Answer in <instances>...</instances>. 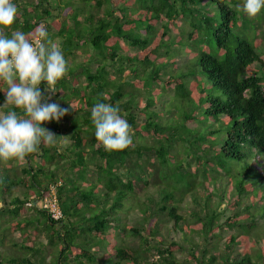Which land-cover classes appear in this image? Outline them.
I'll return each instance as SVG.
<instances>
[{
    "label": "trees",
    "instance_id": "obj_1",
    "mask_svg": "<svg viewBox=\"0 0 264 264\" xmlns=\"http://www.w3.org/2000/svg\"><path fill=\"white\" fill-rule=\"evenodd\" d=\"M54 1L13 0L17 6V13L20 11L21 13L16 15L10 27L3 29L4 34L10 38L13 31L20 30L30 36L41 25L46 29L56 25L58 21L54 11L58 10L63 0ZM81 1L84 3L82 7L88 8L89 0ZM107 1L108 9L103 5V0H95L97 9L100 10L102 7L104 9L103 17H98L96 20V29L99 33L90 38L95 29L87 26L88 35H81L77 40L80 41L81 45L77 44L80 46H84L90 40L104 60L97 66V76L91 70H86L88 72L85 75L86 87L97 88L99 91L111 84L109 74L114 73L110 68L121 74L123 79L118 77L119 83L116 88L111 93L99 94L95 98V103L104 102L118 106L119 114L131 125L135 139L149 134L159 140V145L146 146L133 138V145L127 149L106 151L95 139V130L90 131V109L95 104L93 102L85 105V113L89 112L90 117L86 114L82 116L81 121L77 117L74 118L70 111L59 122H43L42 126L57 135L56 139H59L63 132L70 140V144L62 151L57 145H40L38 146L40 150L28 155L24 159L27 164L21 169L23 175L15 174L11 186L2 185L0 188V212L7 210L15 220L27 209L33 210L35 217L25 216L15 220L14 225L10 227L19 229L24 236H27L25 229L29 226L34 227L37 235L43 231L46 244L52 249L50 259L46 261L42 256L37 258L36 253L39 248L36 246L22 245L21 248L33 251L31 256L11 257L7 262L10 264H49V262L50 264H106L107 262V264H264V246H261L256 254H253L250 246L249 248L245 246L250 240L257 241L260 238L256 231V222L258 217L264 218V46L260 49L254 36L247 37L248 29L254 28V22L249 23L250 18L246 17L238 7L243 4V0ZM64 5L67 10L69 4L64 3ZM90 15L92 13L86 14V20ZM50 18L53 20H49ZM178 18L187 22V36L186 38L179 36L178 40L170 41V29L178 24ZM113 40L117 47L114 46ZM173 43L181 49L187 48L192 55L180 70L172 71L170 68L168 77L163 79L162 72L172 67L171 59L175 58L174 54L177 53L172 48ZM121 44L123 47L125 45V50L121 48ZM128 47L137 49V52L128 53ZM119 50L127 52L126 57L131 61L127 70L123 68L122 60L119 63L121 58L117 52ZM73 51L63 53L64 57L73 54ZM115 65H117L116 70ZM125 72L128 78H124ZM63 81H65L64 77L58 82ZM69 81L72 83V79H67V82ZM123 82L130 83L135 92L123 89ZM153 83L173 85V98L179 99L177 105L179 107L170 108L169 105L163 111L150 109L158 100L155 93L158 88H153ZM40 87L44 89L48 86L42 83ZM141 87L147 91L142 98L144 100L142 105L136 99ZM59 94H50L52 102H55L54 96ZM3 99L4 93L0 90V103ZM177 108L183 112L179 116L183 120L178 128L187 129L189 124L194 122L193 119L198 118L201 121L209 120L208 122L215 126L213 131L218 133L216 139H211L210 145L203 142V136L197 138L199 148L196 149L195 162L202 167L203 177L198 178V167H194L195 170L188 168L190 177L186 176L187 181L184 182V187L180 191L181 196L178 198L180 200L175 206L167 205L171 195L160 189L162 188L160 186L165 185L164 182H157V194H150V202L145 200L136 203L141 214L138 224L121 223L118 213L125 209V202L134 198L133 176H144L148 172H144L138 160L145 152L152 150L164 167L174 157L170 153L172 145L169 142L175 132L169 131L168 128L177 127L166 124V112L173 113ZM12 110L21 113L20 109H14L12 106L6 108L5 114ZM138 114L145 118L142 124L136 122ZM64 119L68 120L67 124H63ZM212 134L208 133L205 136ZM167 142L168 144L164 145ZM213 148L215 153L212 157L218 162L223 161L225 176L217 174L219 168L204 155ZM60 152L66 157H57ZM36 153L44 163H49L46 161L49 156V159L54 160L56 164L57 170L45 175V178L56 185L58 202L63 212V217L59 220L51 218L36 205L25 206L26 201L33 200L34 203V199L40 197L41 192L48 188L42 185L39 178V174L44 175V164L35 169L29 162V158L33 159ZM128 159L135 161V174L126 165ZM61 162L59 167L63 166V168L59 172L58 164ZM91 165H94L93 181L87 177ZM175 167V171L171 172L172 175L182 176L175 173L178 169L183 170L182 166ZM2 175L4 178L10 176L5 171ZM215 178L220 182L223 181L224 185V187L221 185L220 190H216L218 195L216 199L220 198L218 206L220 211L211 208L212 200L215 198ZM178 180L176 184L184 181V179L180 181V178ZM80 182L87 184L80 186ZM19 183H23L28 189L22 193V197L15 195L7 201L3 194H10L11 187ZM200 184L201 187H198ZM195 186L201 194L200 199H204L203 205L200 202L196 207L189 204L188 214L178 213L177 208L180 207L182 196L186 191L192 192L190 200L193 203L199 198L195 195L197 193ZM99 187L103 188V192H97ZM216 187L218 188V185ZM204 196L210 198L209 202ZM225 196L230 198L229 214L220 222V216L225 214V210L220 208V202ZM168 219L172 220L174 230L181 231L183 243L187 242L188 247L176 240L161 242L154 239L157 233H166L162 223ZM150 220L151 226L146 234L144 232L146 223ZM224 226L232 228L233 232L226 236L216 232L223 230ZM261 226H264V222L259 226L260 231ZM109 230L120 236H117V239L115 236L106 237ZM129 237H133L129 241L133 240L134 243L128 241ZM196 237L202 238L203 247L200 250ZM216 237L223 240L220 251L217 250V245L213 248L206 246ZM114 240L117 242L113 243ZM240 244H244L242 249H238ZM184 247L186 250L183 249ZM176 251L186 252L189 258L177 259ZM256 256L257 258L253 259ZM0 264H3L2 261Z\"/></svg>",
    "mask_w": 264,
    "mask_h": 264
},
{
    "label": "rangeland",
    "instance_id": "obj_2",
    "mask_svg": "<svg viewBox=\"0 0 264 264\" xmlns=\"http://www.w3.org/2000/svg\"><path fill=\"white\" fill-rule=\"evenodd\" d=\"M64 3L68 6V9L64 11V19H61L60 21H58L56 23V25H52V27L54 28V30L57 32H59V36H57L58 38H56L55 40L53 39V42H56L57 40L60 41V44H58L62 50L63 53H67L70 51H73V54L71 55H66L65 58H67V72L64 76L65 81L63 82H57L55 88H56V92L59 95L54 96L55 102L59 103L62 107H68L70 108V111L72 112V115H74V118L77 117V119L79 121L82 120V116L88 114V116L90 117V113L86 112L85 113V105L88 103H95V98L99 95V94H105L107 92L111 93L113 91L114 88H116V86L119 83L118 77L121 78V80L123 79V76L121 74H118V72H115L114 70L111 69V72L114 73L112 75L109 74L110 76V83L109 85H107L105 88L100 89L98 91L97 88H90V87H86V80H85V75L88 74V72H86V70H91L95 76H97L96 74L98 69L97 66L102 64V62L104 61L102 59V57L99 55L97 48L90 42V40L85 43V45L80 46V41L77 42L78 37L81 35H88V33H86L87 31V26L88 27H93L95 30L92 31V34L90 35V38H93L94 35L98 34L99 31L96 29V20L98 17H103L102 15V10L103 7L98 10L95 4V0L93 2V0H89L88 1V8H84L82 7V5L84 4L81 0H63L60 3V6H58V10H64ZM103 5H105L107 7V9L109 8V2L107 0H103ZM84 6V5H83ZM84 9V10H83ZM83 10V11H82ZM89 16V19L86 20L85 16L86 14H91ZM106 12V11H104ZM246 17H248L245 14ZM249 18V17H248ZM254 22V28H249L248 32H247V37L249 38V36H254L255 38V42L257 43V47H259L260 49L263 48L264 46V8H262L261 12L257 14L256 17L254 18H250L249 19V23H253ZM255 30V31H254ZM48 33L49 29L47 28ZM55 33V34H56ZM188 33V25L187 22L185 20H183L182 18H178V24L176 26H172L170 29V41H175L178 40L177 37L182 36L186 38ZM55 36V35H54ZM53 36V38H54ZM50 38V37H49ZM80 44V45H77ZM113 44L114 46H116V42L115 40H113ZM112 45V43H111ZM78 46V48H76ZM117 47V46H116ZM125 47V45H124ZM123 45L121 44V48H124ZM120 48V50H121ZM172 48L174 50H176V54L175 58H172L171 60H173V65H171L172 67H169L167 69V71H163L162 72V78L166 79L168 77L169 74V69L171 68L172 71H177L180 70L182 68V65L184 64V62H187V60H189L191 58L192 52L190 50H188L187 48H179L177 45H175V43H173ZM117 51L121 58L119 59V63L122 62L123 64V68L125 70H127L128 65L131 63L130 60L127 59L126 57V53H130V54H135L137 52V49H134L132 47H128L127 48V52L124 51ZM125 50V48L123 49ZM94 56V57H93ZM116 66L115 65V70H116ZM81 72H80V70ZM100 70V68H99ZM79 71V73H78ZM171 71V72H172ZM127 72H125V77L124 78H128V75H126ZM138 74L140 76H142V73H140L138 71ZM99 76V75H98ZM104 76V75H103ZM74 78V79H73ZM129 78H131L129 76ZM68 80L72 79V83L71 81L67 82ZM153 88H158L156 93V97H157V101L154 105H152V107H150V109H153L155 111H163L165 109V107H168L170 105V108L173 107H179L177 106L179 104V99L177 98H173L174 97V88L173 85L170 86H166V85H155V83H153ZM6 88V85L4 84H0V89H4ZM123 89L125 90H130L129 92H135L134 87L131 86L130 83H125L123 82ZM1 92L4 93L3 90H1ZM137 92V91H136ZM47 95H50L51 93H47ZM147 94V91L145 88H140V90L138 91V94L136 95V99L139 100V104L142 105L144 100L142 98L145 97V95ZM5 101V94H4V99L3 101L0 103V113H5L6 108L8 107H12V106H5L3 105ZM53 100L49 101L52 102ZM67 105V106H66ZM80 109V111H76ZM198 112V111H197ZM182 111L177 109L173 110V113L167 111L166 112V118H167V123L166 124H170L173 125L177 128H172L169 127V131L175 132V134L173 135V137L171 138V141L169 142L170 145H172L171 149H170V153L173 154V158L171 162H168L167 166L164 165V167L161 165L160 160L155 157V153L154 151L150 150L149 152H145L143 154V156L141 157V159L138 160V163L142 164L143 166V170L148 171L146 173V175L144 176H139V175H135L134 177V181H135V191H134V198L130 201L125 202V209L120 211L118 213V215L120 216V221L121 223H126V224H138L139 222V218L141 217L140 211L137 208L136 203L137 202H143V201H147L148 203L150 202L149 196L150 194L152 195H156L157 194V182L160 183V181H162V183L164 182L165 185L160 186L162 188H160L163 192H167L169 193L171 196L168 200V206H175L178 201L180 199H178L181 196V189L182 187H184V182L187 181L186 176L190 177V170H193V168L198 167V178L203 177V172H202V167L200 165H196L195 162V155H196V149L198 147V141L197 138L200 136H203V142H207L208 145H210L212 143L211 139H216L217 137V132H214L213 130L215 129V126H213L210 122L208 121H201L198 118L196 120L193 119V121L189 124V126L187 127V129H182V128H178L179 123L182 122V118H180L179 116L182 115ZM73 119V118H72ZM144 117L140 114L137 115L136 118V122L138 124H142L144 122ZM179 119V121H178ZM76 122V121H75ZM90 125H91V132H93L94 126L93 123L91 121L90 118ZM132 130V129H131ZM133 132V131H132ZM203 133V134H200ZM208 133H213L212 136H205V134ZM191 134H193V136H191ZM144 137V138H143ZM143 137H139L135 139V136H133V138L135 139V141L137 142H142L144 143L146 146H150V147H157L159 145V140L155 139L153 137H151L149 134H146V136ZM58 144L57 147L58 149H61V151L63 150V148H65L67 146V144L70 143V141L68 140V138L66 137V135L62 136L61 139H57ZM168 144L167 143H164ZM60 145H66L65 147H62ZM215 146V145H213ZM199 148V147H198ZM40 150V149H38ZM205 152V151H204ZM214 152V148L210 151H206L204 155H206V158L209 159V161L215 165L217 168H219L217 174L219 175H223L225 176L224 173V166H223V161L222 162H218L216 161L212 155ZM201 156V155H200ZM203 156V155H202ZM57 157L60 158H64L66 157V155L64 153H58ZM29 162H32V158H29ZM204 160V159H203ZM46 161H49V163H51L53 160L48 158L46 159ZM205 161V160H204ZM23 161H18V160H12V161H0V168L2 167H6L8 164L12 165L13 168L15 169V172L17 173V175H22L21 172V168L23 167ZM26 162V161H25ZM37 162H40V159L37 157ZM27 163V162H26ZM34 165H36L35 162H32ZM48 163V162H46ZM134 160L128 159L126 161V165L127 167L129 166L130 170L133 171V173H136V170L134 169ZM62 162L60 164H58V168H59V172L62 170L61 166ZM204 164V163H203ZM181 165L183 170H176L175 173L177 174H182V176H178V175H172L171 172L175 171V166H179ZM36 167V166H35ZM94 165L90 166V169L88 170L87 176L88 178L93 181L94 180V172L93 170ZM166 167V168H165ZM189 168V169H188ZM194 168V170H195ZM227 168V166H226ZM43 169L50 171L48 166H43ZM57 168H53V171H56ZM5 172L9 173L7 170H5ZM163 172H165L166 174H163ZM168 172V173H167ZM3 173V172H2ZM10 176L8 178H4L3 175H0V188L2 187V185H12L13 184V178H15V175L9 173ZM61 174V173H59ZM3 177V178H2ZM183 177V178H182ZM185 177V178H184ZM38 178V176H37ZM40 178V177H39ZM180 178V181L182 179H184V181L181 183L176 184L177 181H179L178 179ZM192 178L194 179V175H192ZM215 184H214V195L215 198H213V203L211 208H215L217 209V211H220V209L218 208L219 206V199H216V197L218 195H216V190H220L221 185L224 187L223 185V181L220 182L219 179L215 178ZM190 180V179H189ZM3 181V182H2ZM43 183V182H42ZM198 183V182H195ZM59 184V182H58ZM87 184L86 182H80V186H83ZM50 185V184H49ZM48 185V186H49ZM216 185H218V188L216 187ZM178 186H180L178 188ZM201 187V184L198 186ZM198 187H194V189L197 191V193L195 195H197L199 198L195 199L194 203L190 200L191 196L190 194L192 193L191 191H186L185 194L182 196L183 197V201L180 204V207L177 208V212L180 214H188L189 213V204L193 207H196V205H198V203L200 202L201 205H203L204 199L201 200V194L198 193ZM213 189V186H212ZM25 190L24 188V184H20L19 185H15L12 186L11 188V194H3L5 199L7 201H9L11 199V195L12 194H21L22 192ZM97 192H103V188L99 187ZM218 192V191H217ZM232 192H230L231 194ZM207 197L206 199L209 202V197L208 196H204ZM218 198V197H217ZM223 200L220 202V208L221 210H225V214H222V216H220L219 221L222 222L225 217L229 214V207H228V203L230 201V198H228L227 196L222 198ZM1 206V205H0ZM26 206V205H25ZM27 207V206H26ZM258 207V206H257ZM255 209V208H254ZM253 209V210H254ZM20 216L15 219L18 220L20 218H24L26 217H30L32 218L35 213L33 210L27 209L25 211L24 214H19ZM14 220V216L8 212L7 210H5L4 212L1 211L0 212V261H2L3 264H10L8 263V259L11 257H16V258H20L23 255H26L28 257L31 256V253L33 251L27 250V249H23L21 248L22 245H26V246H36L39 248L38 253H36V257H43L46 261L50 259V254H51V247L46 244V237L44 235V232L41 231L39 235H37V232L34 230V227H27L25 229V231L27 232V236H24L22 234V232L19 229H12L11 226L14 225L15 223ZM264 222V218H257V222H256V231L259 233L260 238L257 241H253L250 240L248 243H246V247L249 248V246L252 248V252L253 254H256V252L258 251V249L261 246H264V241H263V237H264V226H261L259 230V226L262 225ZM151 220L148 221V223H146V231H144L146 234L149 231V227L151 226ZM164 225V228L166 231L165 234L162 233H157V235H155L154 239L155 240H161V242H167L168 240H176L177 242H179L180 244L182 243L184 246L188 247V243H183L182 237H181V231L180 230H174V228L172 227V220L168 219L167 221H164V223H162V226ZM162 229V228H161ZM160 229V232H161ZM263 231V232H262ZM109 233H107L106 237L110 238L112 236H115V239H117V236L119 235H115L111 230L108 231ZM216 232L222 234V236H226L229 233L233 232L232 228H229L227 226L223 227V230H216ZM110 236V237H109ZM133 237H129L127 238L128 241L130 239H132ZM201 237H196V240L198 241V250H200L203 246L202 241H201ZM117 241L114 240L113 243H115ZM131 243H134L133 240L129 241ZM222 242L223 240L221 238H212L211 241H209L206 246L208 248H213V246L217 245V250H222ZM41 245H43L41 247ZM244 247V244H240V246L238 245V249H242ZM184 250H186V248H183ZM213 250V249H212ZM217 253V252H216ZM175 256L177 259L179 260H183L184 258H189L187 256L186 252H180V251H176L175 252ZM256 257H253V259H256ZM252 259V260H253ZM263 259H264V255H263ZM38 262V260H36ZM35 261V262H36ZM108 263V262H107ZM106 263V264H107ZM50 264V262H49Z\"/></svg>",
    "mask_w": 264,
    "mask_h": 264
},
{
    "label": "clouds",
    "instance_id": "obj_3",
    "mask_svg": "<svg viewBox=\"0 0 264 264\" xmlns=\"http://www.w3.org/2000/svg\"><path fill=\"white\" fill-rule=\"evenodd\" d=\"M254 18L264 8V0H243L238 5ZM17 6L13 0H0V82L6 88L5 106L20 109L0 113V161H23L36 152L38 146H56L57 135L42 126L43 122H59L70 112L51 101L55 86L67 72V62L60 46L49 38L41 25L30 36L13 31L9 38L3 32L16 18ZM47 88L41 89V84ZM72 109V108H71ZM95 127V139L106 151H121L133 145L131 125L119 113L118 106L97 102L90 109ZM65 147L66 145H60Z\"/></svg>",
    "mask_w": 264,
    "mask_h": 264
},
{
    "label": "crops",
    "instance_id": "obj_4",
    "mask_svg": "<svg viewBox=\"0 0 264 264\" xmlns=\"http://www.w3.org/2000/svg\"><path fill=\"white\" fill-rule=\"evenodd\" d=\"M28 1H31V0H28ZM50 1H52V2H55L54 0H50ZM64 11H65V8H64V10H63V8H62V10L60 11V10H57V11H54V15L57 17V21H60L61 19H64L65 17H64ZM21 13V11L20 12H18L17 14H20ZM49 20H53V18H50ZM61 22V21H60ZM49 37H50V39L52 40V42H53V39L55 40L56 38H58L57 36H59L58 34H59V32H57L56 33V31L54 30V28L52 27V26H50L49 28ZM15 31H20V30H15ZM4 32V31H3ZM56 33V34H55ZM55 35V36H54ZM53 36H54V38H53ZM53 43H56V44H60V41H56V42H53ZM65 58V57H64ZM65 60H66V62H67V58H65ZM80 70V69H79ZM3 84V83H2ZM68 123V120H66V119H64L63 120V124H67ZM62 130V129H61ZM65 134L62 132V135L59 137V139H61V137L62 136H64ZM58 139V140H59ZM57 140V139H56ZM69 140V139H68ZM70 141V140H69ZM70 144V143H69ZM69 144H67V146L69 145ZM66 146V147H67ZM65 147V148H66ZM58 148V147H57ZM62 148V147H61ZM65 148H63V149H65ZM60 151H61V149H59ZM37 157L40 159V162L38 163L37 162ZM9 161H12V160H9ZM8 161V162H9ZM32 162H35L36 163V165H34ZM32 165H33V167L36 169L38 166H40V165H43V166H48V168H49V170L50 171H47V170H45V172H44V175L43 174H39V177H40V180L43 182L42 183V185H44V186H48L49 184H51V182H48L47 180H46V178H45V175H47V174H49L50 172H53V168H54V165L56 166V164L54 163V160L51 162V163H44V160L36 153L35 155H34V157H33V159H32ZM27 163H25V160H24V162H23V167L26 165ZM36 166V167H35ZM22 169V168H21ZM5 170H7L9 173H11V174H13V175H17V173L15 172V169L13 168V166L12 165H7L6 167H2V168H0V172H1V174H2V172L3 171H5ZM23 175V174H22ZM22 175H20V176H22ZM88 177V176H87ZM90 180V179H89ZM21 184V183H20ZM23 184V183H22ZM17 185H19V184H17ZM12 188V187H11ZM24 188H25V190L26 189H28L25 185H24ZM24 190V191H25ZM23 191V192H24ZM22 192V193H23ZM10 194H11V191H10ZM9 194V195H10ZM15 195H17V196H21V194H12L11 195V197L12 196H15ZM31 196H34V195H31ZM22 197V196H21ZM35 213V212H34ZM36 215H34L33 217H35Z\"/></svg>",
    "mask_w": 264,
    "mask_h": 264
},
{
    "label": "built area",
    "instance_id": "obj_5",
    "mask_svg": "<svg viewBox=\"0 0 264 264\" xmlns=\"http://www.w3.org/2000/svg\"><path fill=\"white\" fill-rule=\"evenodd\" d=\"M25 202L26 206L36 205L44 210L51 218L59 220L63 217V212L58 202L57 189L55 184H50L46 191H42L37 199Z\"/></svg>",
    "mask_w": 264,
    "mask_h": 264
}]
</instances>
